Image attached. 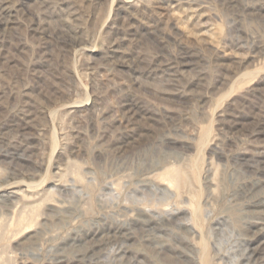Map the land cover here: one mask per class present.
Returning a JSON list of instances; mask_svg holds the SVG:
<instances>
[{
    "label": "rangeland",
    "instance_id": "obj_1",
    "mask_svg": "<svg viewBox=\"0 0 264 264\" xmlns=\"http://www.w3.org/2000/svg\"><path fill=\"white\" fill-rule=\"evenodd\" d=\"M0 264H264V0H0Z\"/></svg>",
    "mask_w": 264,
    "mask_h": 264
},
{
    "label": "bare ground",
    "instance_id": "obj_2",
    "mask_svg": "<svg viewBox=\"0 0 264 264\" xmlns=\"http://www.w3.org/2000/svg\"><path fill=\"white\" fill-rule=\"evenodd\" d=\"M165 171L162 173V178H165V177H163V176H166V179L168 180V182L170 183H173L176 187H177V189H181L182 187H184L186 184H187V181H186V178H184L183 176H182V170H181V168L180 167H178V166H168V167H166V169H164ZM160 175V174H159ZM25 181H16V182H12V183H9V186L7 187V188H10V190L8 191L10 194H14V195H16V194H18V190H17V186H18V184H21V183H24ZM29 185V184H28ZM6 188V187H5ZM167 188V187H166ZM157 189V188H156ZM169 189H170V187H169ZM168 190V189H167ZM171 191V190H170ZM164 192H165V190H164ZM163 193V192H162ZM9 195V194H8ZM165 195V194H164ZM171 197V196H170ZM179 200V199H178ZM182 206V205H181ZM169 209V208H168ZM172 209V208H171ZM165 210H167V209H165ZM145 213H151V214H153L154 215V217H161L159 214H156L155 212H153L151 209H145V210H143ZM168 211V210H167ZM167 211H165V213L168 215V213H167ZM182 211H183V209H182ZM200 212V210L199 209H197V208H195L194 209V216L196 217V219H197V215H198V213ZM162 213V212H161ZM192 213V212H191ZM162 216H163V214H162ZM169 216H172V213H171V215H169ZM38 221V220H37ZM199 222V221H198ZM188 223V222H187ZM182 224H184L183 222H182ZM189 224V223H188ZM187 224V225H188ZM27 225V224H26ZM192 225V224H191ZM192 227V226H191ZM21 230V229H20ZM196 230V229H195ZM195 239V238H194ZM208 244V243H207ZM206 243H205V245H204V248H205V250H206V248H207V245Z\"/></svg>",
    "mask_w": 264,
    "mask_h": 264
}]
</instances>
